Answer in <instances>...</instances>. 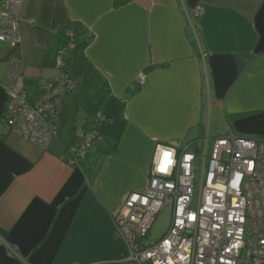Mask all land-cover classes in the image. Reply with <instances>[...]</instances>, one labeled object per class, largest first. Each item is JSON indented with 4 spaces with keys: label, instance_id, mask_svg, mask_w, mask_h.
<instances>
[{
    "label": "crops",
    "instance_id": "0c3cea01",
    "mask_svg": "<svg viewBox=\"0 0 264 264\" xmlns=\"http://www.w3.org/2000/svg\"><path fill=\"white\" fill-rule=\"evenodd\" d=\"M18 20L0 80L21 58L15 86L34 94L64 48L77 86L47 149L3 128L0 87V264L119 257L113 214L146 188L156 144L264 138V0H24ZM97 110L102 137L73 162L66 145Z\"/></svg>",
    "mask_w": 264,
    "mask_h": 264
},
{
    "label": "built area",
    "instance_id": "2783aa9c",
    "mask_svg": "<svg viewBox=\"0 0 264 264\" xmlns=\"http://www.w3.org/2000/svg\"><path fill=\"white\" fill-rule=\"evenodd\" d=\"M24 0H0V41L20 43L18 13ZM64 48L56 52L57 78L42 81L30 94L15 87L24 69L12 57L0 80L6 92L3 128L46 149L57 135L64 96L77 86L65 71ZM144 74L136 76L143 81ZM107 116L101 110L85 131L76 134L75 153L95 146ZM175 148L156 144L147 186L130 191L113 214L123 256L86 264H264V138L229 131ZM135 197V198H133ZM170 207L166 231L146 242L163 207Z\"/></svg>",
    "mask_w": 264,
    "mask_h": 264
},
{
    "label": "rangeland",
    "instance_id": "374dc122",
    "mask_svg": "<svg viewBox=\"0 0 264 264\" xmlns=\"http://www.w3.org/2000/svg\"><path fill=\"white\" fill-rule=\"evenodd\" d=\"M194 22V21H193ZM190 27V26H188ZM55 59V58H54ZM78 61L74 62V66H73V69H77L78 67ZM54 68V67H53ZM55 70H56V78L60 76L61 74V70L56 68L55 67ZM47 76H51L52 74H46ZM4 104V103H3ZM3 109V108H2ZM66 127V126H64ZM64 134L65 136L67 137L68 135V132L64 131ZM19 136V135H18ZM21 137V136H20ZM23 138V137H22ZM24 139V138H23ZM29 141V140H28ZM207 151L209 152L210 151V148H211V141L209 140V142L207 141ZM126 184V180H124L123 182H121L119 185L120 186H123ZM170 216H171V209L170 207H163L159 214H158V217L157 219L155 220V222L153 223L151 229H150V232L147 236V238L144 239V241L146 242H151V241H154V240H157L158 238H160V236L166 231L167 227H168V224H169V219H170ZM115 230V229H114ZM117 236V235H116ZM120 239V238H119ZM121 240V239H120ZM122 241V240H121ZM124 244V243H123ZM125 246V245H124ZM126 250V248H125ZM126 252V251H125ZM125 254V253H124ZM123 254V255H124ZM121 255V256H123ZM120 257V256H119ZM114 258H117V257H114ZM107 259H111V258H107ZM101 260H104V259H101ZM99 261V260H97ZM95 262V261H93Z\"/></svg>",
    "mask_w": 264,
    "mask_h": 264
},
{
    "label": "trees",
    "instance_id": "16d2710c",
    "mask_svg": "<svg viewBox=\"0 0 264 264\" xmlns=\"http://www.w3.org/2000/svg\"><path fill=\"white\" fill-rule=\"evenodd\" d=\"M125 2V0H115V4H123ZM162 65V64H161ZM63 102V101H62ZM62 105V104H61ZM98 111V110H97ZM96 111V112H97ZM96 112L94 113V115L93 116H91V118H89L88 120H87V127L84 129V130H81V131H85L89 126H90V124L93 122V120H94V118H95V114H96ZM106 115V114H105ZM59 120H60V116H59ZM106 122V121H105ZM58 123H59V121H58ZM58 123H57V127H58ZM86 124V123H85ZM73 141H74V138L66 145V147H67V149H69V151L70 152H68V157H72V151L70 150V148H71V145H74L73 144ZM96 146V145H95ZM95 146H91L92 148L93 147H95ZM91 147H88V148H91ZM48 148V147H47ZM46 148V149H47ZM87 149V148H86ZM86 149H84V150H86ZM83 150V151H84ZM83 151H80V152H76L75 153V155H77L78 153L80 154L81 152H83ZM76 158V157H75ZM76 160H77V158H76Z\"/></svg>",
    "mask_w": 264,
    "mask_h": 264
},
{
    "label": "bare ground",
    "instance_id": "6f19581e",
    "mask_svg": "<svg viewBox=\"0 0 264 264\" xmlns=\"http://www.w3.org/2000/svg\"><path fill=\"white\" fill-rule=\"evenodd\" d=\"M0 25H2V23H1V22H0ZM64 57H65V53H64ZM66 62H67V61H66ZM54 78H56V77H54ZM44 80H48V79H44ZM44 80H42V81H44ZM42 81H41V82H42ZM41 82H40V83H41ZM40 83H39V84H40ZM39 84H38V85H39ZM0 87L2 88V86H0ZM15 87H16V86H15ZM2 89H3V88H2ZM16 89H17V88H16ZM3 91L5 92V90H4V89H3ZM5 98H6V92H5Z\"/></svg>",
    "mask_w": 264,
    "mask_h": 264
},
{
    "label": "snow or ice",
    "instance_id": "6c2138e0",
    "mask_svg": "<svg viewBox=\"0 0 264 264\" xmlns=\"http://www.w3.org/2000/svg\"><path fill=\"white\" fill-rule=\"evenodd\" d=\"M133 198H135V197H133Z\"/></svg>",
    "mask_w": 264,
    "mask_h": 264
}]
</instances>
